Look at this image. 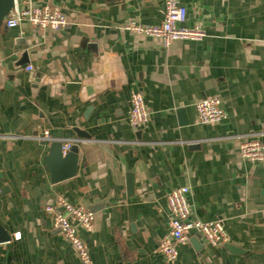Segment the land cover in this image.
<instances>
[{
  "label": "crops",
  "instance_id": "obj_1",
  "mask_svg": "<svg viewBox=\"0 0 264 264\" xmlns=\"http://www.w3.org/2000/svg\"><path fill=\"white\" fill-rule=\"evenodd\" d=\"M16 1L57 5L71 24L0 29V132L15 135L0 137V264H82L44 209L58 196L97 209L95 230H79L94 264H264V161L240 153L264 143V0H178L207 36L169 47L125 29L161 22L163 0ZM136 91L150 111L138 128ZM211 97L227 117L200 123ZM67 139H80L77 173L54 182L45 158ZM182 186L190 218L222 219L227 241L193 234L168 262L166 197Z\"/></svg>",
  "mask_w": 264,
  "mask_h": 264
},
{
  "label": "built area",
  "instance_id": "obj_2",
  "mask_svg": "<svg viewBox=\"0 0 264 264\" xmlns=\"http://www.w3.org/2000/svg\"><path fill=\"white\" fill-rule=\"evenodd\" d=\"M165 15L161 22L156 24H143L138 22L129 23L125 29L132 33L159 37L163 45L169 47L176 40H203L207 33L199 26H188L187 9L178 0H163ZM22 22L41 29L59 30L70 26L71 22L57 5L45 4L37 6L31 2L23 5L17 4L16 11L8 18L5 27L15 28ZM27 69H33L29 65ZM198 121L200 123H214L227 117L226 111L221 106L219 98H204L196 104ZM150 111L145 103L142 92L136 91L131 95V107L129 111V123L138 128L149 120ZM261 134V133H260ZM15 137L0 132V137ZM52 140L48 132L44 137ZM80 139H67L62 142V152L65 155ZM241 156L252 162L264 161V143L257 138L245 139L240 144ZM3 189L2 170L0 166V193ZM190 189L188 186L178 187L167 194V204L170 211L169 233L159 243L160 252L168 262L178 257V245L189 241L195 234L201 236L209 245L217 246L227 241L224 221L215 220L203 222L191 219ZM45 211L52 217L53 226L67 239L76 249L82 264H94L90 252L81 237L79 230L93 232L95 230V213L83 205H74L64 197L58 196L54 204H47ZM264 211V209H263ZM19 233L15 236L19 238Z\"/></svg>",
  "mask_w": 264,
  "mask_h": 264
},
{
  "label": "water",
  "instance_id": "obj_3",
  "mask_svg": "<svg viewBox=\"0 0 264 264\" xmlns=\"http://www.w3.org/2000/svg\"><path fill=\"white\" fill-rule=\"evenodd\" d=\"M16 8V0H0V29H4L8 18L16 11ZM45 159L51 170L52 180L54 182L70 178L77 173V167L80 160L78 146H72V148L63 155L62 142H54L51 145V151ZM88 209L90 211L97 210L92 205H88ZM9 239V233L0 224V242Z\"/></svg>",
  "mask_w": 264,
  "mask_h": 264
}]
</instances>
